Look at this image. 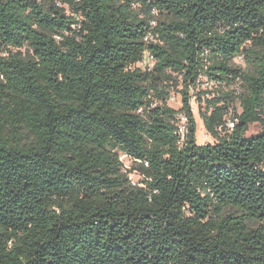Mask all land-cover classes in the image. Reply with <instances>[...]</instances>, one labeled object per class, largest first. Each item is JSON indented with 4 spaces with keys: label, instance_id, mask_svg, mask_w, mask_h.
<instances>
[{
    "label": "trees",
    "instance_id": "16d2710c",
    "mask_svg": "<svg viewBox=\"0 0 264 264\" xmlns=\"http://www.w3.org/2000/svg\"><path fill=\"white\" fill-rule=\"evenodd\" d=\"M256 123L264 0H0V264H264Z\"/></svg>",
    "mask_w": 264,
    "mask_h": 264
},
{
    "label": "rangeland",
    "instance_id": "374dc122",
    "mask_svg": "<svg viewBox=\"0 0 264 264\" xmlns=\"http://www.w3.org/2000/svg\"><path fill=\"white\" fill-rule=\"evenodd\" d=\"M68 15L71 14L68 12ZM71 16L74 17L73 15ZM153 16L157 21L163 20V18L159 14H153ZM152 25H156L155 22H153ZM22 52L26 56L30 55L27 49H24ZM236 65L243 69L246 68L243 62L239 59L236 60ZM173 77L178 80L179 84L177 85V87H175V90L171 92V98L168 102V106L178 110L182 107L183 100H182V94L180 92L183 91L184 85L183 82L181 81V77H179L177 74H174ZM222 91L224 92L235 91L237 95H240L243 93V88L241 87L240 84L234 85L231 88L219 87L209 83L206 79H203L202 82L197 85L196 89H193L191 91L192 94L191 107L197 123V143L199 145H208V144L216 143V140L211 135L208 134L204 126L203 120L201 119L200 112L205 110L207 100H211L213 98L218 97L219 93H221ZM241 111L242 110L239 102L233 103V105L230 108V114L227 118L228 122L231 121L234 115L240 114ZM263 131H264V125L260 123L252 124L246 136L254 137ZM121 160L127 169H131L134 167L133 161H131L129 158L122 156ZM130 179L134 184H139L141 181V177L137 174L130 175Z\"/></svg>",
    "mask_w": 264,
    "mask_h": 264
},
{
    "label": "built area",
    "instance_id": "2783aa9c",
    "mask_svg": "<svg viewBox=\"0 0 264 264\" xmlns=\"http://www.w3.org/2000/svg\"><path fill=\"white\" fill-rule=\"evenodd\" d=\"M155 64H156L155 58L151 54H146L144 57V61L142 63V66L151 70L155 66ZM179 121H180L179 132L182 136V140H184L185 133L187 132L188 120H187L186 116L179 115ZM234 127H235V122L229 121L227 123V129L229 131H233Z\"/></svg>",
    "mask_w": 264,
    "mask_h": 264
}]
</instances>
